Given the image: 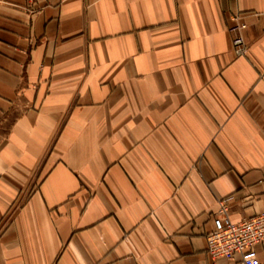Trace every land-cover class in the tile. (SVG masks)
Segmentation results:
<instances>
[{
    "label": "crops",
    "instance_id": "0c3cea01",
    "mask_svg": "<svg viewBox=\"0 0 264 264\" xmlns=\"http://www.w3.org/2000/svg\"><path fill=\"white\" fill-rule=\"evenodd\" d=\"M222 199L264 214V0H0V264H242Z\"/></svg>",
    "mask_w": 264,
    "mask_h": 264
},
{
    "label": "built area",
    "instance_id": "2783aa9c",
    "mask_svg": "<svg viewBox=\"0 0 264 264\" xmlns=\"http://www.w3.org/2000/svg\"><path fill=\"white\" fill-rule=\"evenodd\" d=\"M230 31L233 47L238 56L248 52L244 30L247 24L240 16H234ZM207 250L212 261L218 258L234 260L242 264H261L257 246L264 242V214H257L239 222L231 220L226 200L219 201V209L213 217V229L207 234Z\"/></svg>",
    "mask_w": 264,
    "mask_h": 264
},
{
    "label": "rangeland",
    "instance_id": "374dc122",
    "mask_svg": "<svg viewBox=\"0 0 264 264\" xmlns=\"http://www.w3.org/2000/svg\"><path fill=\"white\" fill-rule=\"evenodd\" d=\"M207 252H208V250H207Z\"/></svg>",
    "mask_w": 264,
    "mask_h": 264
}]
</instances>
